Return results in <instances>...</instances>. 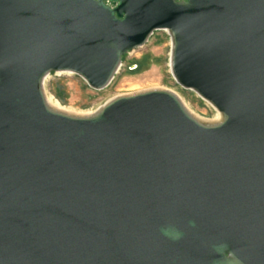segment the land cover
Here are the masks:
<instances>
[{
	"label": "water",
	"instance_id": "water-1",
	"mask_svg": "<svg viewBox=\"0 0 264 264\" xmlns=\"http://www.w3.org/2000/svg\"><path fill=\"white\" fill-rule=\"evenodd\" d=\"M156 29L219 118L162 87L47 99ZM0 264H264V0H0Z\"/></svg>",
	"mask_w": 264,
	"mask_h": 264
},
{
	"label": "rangeland",
	"instance_id": "rangeland-1",
	"mask_svg": "<svg viewBox=\"0 0 264 264\" xmlns=\"http://www.w3.org/2000/svg\"><path fill=\"white\" fill-rule=\"evenodd\" d=\"M170 43V36L165 29L154 30L145 43L122 55L113 77L101 88L89 86L84 78L73 71L51 70L44 78L45 92L58 107L86 113L117 94L146 87H162L177 93L196 115L216 118L219 111L209 101L174 79L169 63Z\"/></svg>",
	"mask_w": 264,
	"mask_h": 264
},
{
	"label": "bare ground",
	"instance_id": "bare-ground-1",
	"mask_svg": "<svg viewBox=\"0 0 264 264\" xmlns=\"http://www.w3.org/2000/svg\"><path fill=\"white\" fill-rule=\"evenodd\" d=\"M132 87V86H131ZM137 88V87H136ZM147 88V87H146ZM135 89V88H134ZM50 97V96H49ZM47 96V99L49 100V102L55 106H57L58 104H56L55 102H53L50 98ZM221 115L218 114L216 118H219Z\"/></svg>",
	"mask_w": 264,
	"mask_h": 264
}]
</instances>
